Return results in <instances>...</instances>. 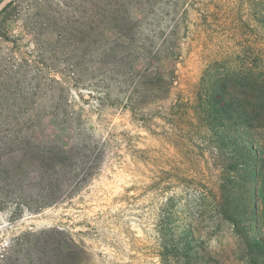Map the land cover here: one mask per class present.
<instances>
[{
	"label": "rangeland",
	"instance_id": "obj_1",
	"mask_svg": "<svg viewBox=\"0 0 264 264\" xmlns=\"http://www.w3.org/2000/svg\"><path fill=\"white\" fill-rule=\"evenodd\" d=\"M11 1L0 0V10ZM66 1L53 3L67 11ZM181 8V58L168 99L133 112L126 99H106L98 80L62 86L99 162L71 198L42 212L17 213L0 195V256L26 231L60 227L85 247L88 264H247L240 238L217 209L223 186L240 177L237 171L231 183L226 167L239 147L226 144L211 114L221 86L235 96L241 85L243 99L264 79V0H182ZM25 16L0 40V84L10 82L0 85L1 137L23 101L34 106L28 115L52 101V79L63 80L66 70L47 42L51 32ZM48 134L65 147L72 142L65 126L53 123ZM194 232L193 250L184 252Z\"/></svg>",
	"mask_w": 264,
	"mask_h": 264
},
{
	"label": "trees",
	"instance_id": "obj_2",
	"mask_svg": "<svg viewBox=\"0 0 264 264\" xmlns=\"http://www.w3.org/2000/svg\"><path fill=\"white\" fill-rule=\"evenodd\" d=\"M66 6L64 11L53 0H12L0 10V40H9L10 22L26 15L29 24L51 32V52L66 62L64 79H52V101L38 104V114L29 115L34 106L23 101L20 116L5 124L9 133L0 136L1 201L16 206L17 213H39L71 198L99 162L93 157L94 142L82 137L86 131L80 119L78 123L69 112L63 85L69 90L98 80L106 99H126L136 112L148 102L168 99L177 81L186 17L182 0H67ZM9 83L1 82L5 87ZM254 86L252 96L243 99L238 96L241 85L235 96L221 86L211 116L226 144L232 146L234 140L239 147L230 152L226 167L231 183L237 171L240 177L235 186H223L217 209L234 227L247 264H264V79ZM53 123L72 132L68 147L48 134ZM196 239L194 232L183 251L190 253ZM89 261L85 247L60 227L26 231L0 256V264Z\"/></svg>",
	"mask_w": 264,
	"mask_h": 264
}]
</instances>
